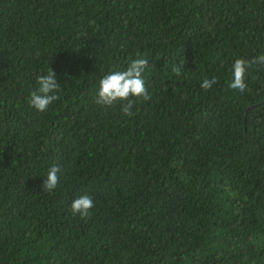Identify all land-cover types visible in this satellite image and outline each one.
Here are the masks:
<instances>
[{"label":"trees","instance_id":"obj_1","mask_svg":"<svg viewBox=\"0 0 264 264\" xmlns=\"http://www.w3.org/2000/svg\"><path fill=\"white\" fill-rule=\"evenodd\" d=\"M260 55L264 0H0V264H264V64L229 87ZM138 58L151 98L97 104Z\"/></svg>","mask_w":264,"mask_h":264},{"label":"clouds","instance_id":"obj_2","mask_svg":"<svg viewBox=\"0 0 264 264\" xmlns=\"http://www.w3.org/2000/svg\"><path fill=\"white\" fill-rule=\"evenodd\" d=\"M256 63L264 64V55H260L252 61L236 59L232 66L233 79L229 87L243 93L247 88V84L245 83L246 72L252 64ZM147 65L148 61L146 59L138 58L133 60L126 70L111 71L104 75L99 81L96 103L103 106H113L119 102H124L121 111L124 115L131 116L133 104L130 98L136 97L143 100L151 98L143 77ZM172 71L176 76H180L182 67L179 65L174 66ZM215 83H217L215 77L212 79L206 78L202 81L201 88L204 90L210 89ZM37 85L36 90L30 94L29 102L37 111L44 112L50 104L59 99L57 93L60 84L57 82L56 74L51 67L46 75L37 77ZM59 172L60 168L57 165L52 166L48 170L47 178L43 183L44 191L50 192L57 187ZM93 207L94 202L87 194L75 198L70 205L73 214L78 213L82 219L90 217V210Z\"/></svg>","mask_w":264,"mask_h":264}]
</instances>
